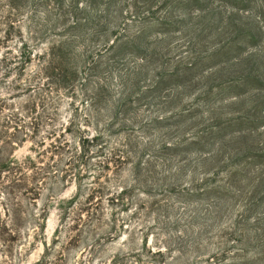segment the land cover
<instances>
[{
	"label": "rangeland",
	"instance_id": "rangeland-1",
	"mask_svg": "<svg viewBox=\"0 0 264 264\" xmlns=\"http://www.w3.org/2000/svg\"><path fill=\"white\" fill-rule=\"evenodd\" d=\"M169 1L168 7L158 5L160 9L139 10L141 19L123 27L126 31L119 35L125 40L145 32L147 40L144 49L159 47L167 52L169 59L176 62L171 66H178L174 71H181L180 78L181 75L185 77L183 81L162 87L147 102L141 103L139 111L137 109L133 115L154 121L186 111L183 117L186 121L184 127L172 120L167 123L164 120L160 126L152 122L150 137L146 135L141 139L139 135L142 134L137 132L135 141L145 143V139L149 138L148 143L152 140L153 147L159 149L162 145L191 139L195 133L214 125L217 120L250 116V120L259 126L253 129L251 137L239 136L238 141L234 140V148L239 152L238 157L246 151L259 158L254 163L240 161L234 166L241 174L239 180L244 181L241 186H236L235 191L240 194H236L230 205L222 207L206 197L186 199L178 194L168 196L164 192L167 184L162 169L158 168L150 172L148 183L142 184L147 187L144 190L146 195L134 193L131 200L127 198V203L132 206L126 210L109 202L120 187L133 184V173L125 166L116 174H110L109 183H105V179L97 181L110 188L111 192L109 194L107 190L104 194H94L92 200V187H99L93 183L101 169V161L93 158L95 154L86 141L94 136L93 129L98 122L102 128L115 114L124 120L125 116L116 111L114 105L125 91L123 83H129L127 93L133 90L136 82L143 90L154 81H159L156 76L158 64L151 62L149 55L146 57L131 47L100 54L106 32L109 35L113 28L107 31L105 19L97 16L93 8L92 11L89 9V0H0V41L8 39L6 46H1L0 50V97H15L16 108L30 118L26 131L23 130L29 135V138L25 136L27 143L16 147L13 155L21 162L32 157L45 177L37 202V211L45 218L44 230L38 234L30 232L29 236L14 243L12 253L7 254L9 258H0V264L3 261L7 264H108L114 255L123 250V244L126 246L136 239L139 244L142 239H148L149 247L153 248L159 241L162 243L160 247L186 254H175L171 264H211L212 261L214 264H225V261L227 264H264V197L260 198L264 194V0H246V8L242 5L233 8L228 0H201L200 6L192 3L193 8L180 5L187 0ZM135 11L125 9L118 21L112 20L113 24L119 23L122 28V22L131 19ZM164 23L167 27L158 28ZM196 28L205 29L206 35L202 39L195 35ZM249 33L258 37L256 46L247 37ZM238 37L246 38L241 42L244 58L227 51L230 42ZM220 50L227 51L231 61L216 62L218 70L214 72H218L212 77L206 76L208 64L201 68L205 78L195 74L190 80L183 74V68L189 63H196V59L209 62L208 58L218 55ZM22 53L27 55L24 58L27 60L28 54H32V62L26 65L23 73L14 72L18 64L10 66L8 62L1 63L6 55L18 60ZM42 55L43 61L40 60ZM92 57L101 61V69L96 74L88 70ZM141 59L146 62L142 63ZM46 61L53 62V65L43 71L44 79L37 75ZM54 69L56 73L66 69H73V73L77 70L78 80H73V88L66 91L58 86L52 87L53 90L46 93L50 96L53 92L56 105H47L48 109L44 110L38 103L36 113L32 114L29 107L32 108L35 99L30 100L32 90L25 85L32 82L35 88L36 85L47 84L46 77L51 76ZM92 75L98 76L102 80L100 83L110 88L107 101L94 107L91 99L99 79ZM250 75L253 76L251 79L256 78L262 84L250 83L249 91L239 89L244 94L232 100L236 101L235 104L224 101L225 98L223 101L213 98V103H210L202 97L204 91L216 85L243 86L247 82L245 77ZM45 89L50 88L45 86ZM218 91L215 88L213 94ZM67 128L72 130V134H65V139L71 142L70 148L62 142L63 148L58 155L52 154L50 145L56 138L59 139L53 138L52 134L59 135ZM9 131L10 134L16 133L15 129ZM113 133L114 141L121 142L123 135L119 126L114 128ZM215 149L211 147L208 151ZM201 152L197 148L194 152L186 151L181 159L191 158L194 167L198 158L209 156L208 152ZM220 166L217 167L224 170ZM191 167L187 168L188 173L192 172ZM196 168H201L199 178L202 182L201 174L207 173L205 171L209 168L205 165ZM1 203L0 195V212ZM89 203L93 206L89 207ZM96 205L98 208H94ZM89 208L97 209L98 225L107 223L117 227L114 232L110 230L109 235L113 238L107 240L106 245L101 243L100 233L88 228V214L82 211H89ZM100 213L104 215V222ZM120 236H124L121 241L118 240ZM20 253L24 256L23 262L20 261Z\"/></svg>",
	"mask_w": 264,
	"mask_h": 264
},
{
	"label": "trees",
	"instance_id": "trees-1",
	"mask_svg": "<svg viewBox=\"0 0 264 264\" xmlns=\"http://www.w3.org/2000/svg\"><path fill=\"white\" fill-rule=\"evenodd\" d=\"M228 1L232 3L231 6L233 8H238L239 5H242V8H246L248 5L246 0ZM192 3L198 4L200 6L201 0H187L181 2L180 5L185 7L190 5L193 8L191 5ZM89 4V9L91 11L93 8L97 16L101 15L100 18L102 20L105 19L107 31L113 28L109 35L106 32L107 37L103 43V50H101L99 53L102 54L104 52L107 54L112 50H125L127 47L136 48L141 54L144 53V56L148 57L149 55V57H151V62L158 64L157 69H159V72L156 74V76L160 78H158L159 81H154L143 90L139 85V82H136L134 83L135 85H133V90L128 93L127 91L129 89V83H123L125 91L121 98H119L114 103V105L116 111L123 113L125 116L124 120L122 121L115 114V117L113 119L110 118V122H106L104 127L101 128L99 122L94 127V136L92 138L89 137L86 143L90 147L91 152H94L93 154H95L93 158L101 161V169L98 170L95 183H93L95 185H99V187L98 189H96L95 186L92 187L94 188V192L90 198L94 200V194H104L107 190V192L110 194L111 189H108L105 187V185L100 184L97 181L105 179V183H109L110 174L114 175L116 172H119L126 166L129 167L133 173V184L129 187H120L117 194L113 195L112 198L109 199V202H111L113 205L118 207L122 206L123 209L129 210V207L132 206L131 204L127 203V198L131 200V197L134 193L139 194V196H141V194L146 195L147 192L144 190H147V187L146 185L142 184L144 182L147 184L148 175L150 172L152 170L154 172L158 168L162 169V174L167 184V189L164 190V192L168 196H174L178 194L186 199H201L206 197L213 200L216 205H221V207L222 205H230L236 194H240L236 193V186H241L243 184L242 182H244L243 180H239V176L241 174L238 170L234 169V166L240 161H249L250 163H254L259 158L251 156V154L246 151L243 155L238 157L239 152H237L234 148L235 143H233V141H238L239 136L251 137L252 132H254L253 129H256L257 126H259L257 125V122H253V120L251 121L250 116L248 115L247 118L249 119L232 118L226 119L225 121L220 119L217 120L214 125L205 127L204 129L195 133L191 139H185V141L180 140L176 143L162 145L159 149L153 147L152 140L148 143L147 139L149 138L145 139V143L141 141L138 143L139 141H135L137 138L135 137L137 132L142 134L139 135L141 139H143L146 135L150 137L149 134L151 130L149 129L152 122L160 126L163 124L164 120H166V123L172 120L177 121L179 126L184 127V123L186 121V117L183 118L186 114V111H181L176 115L175 113H172L170 116L165 118L159 117L158 119H154V121H146L147 119L145 118L139 117L138 115H133L134 111L137 109L139 111V106L141 103L147 102V100L152 98L151 96L158 92V90H161L162 87L171 82L178 83L180 80L183 81L185 77L181 75L180 78L179 73L181 71H174V68L178 69V66H171L172 63L176 64V62L175 59H169V54L167 52L162 51L159 47L149 50L144 49L143 46L146 44L147 40L145 32L136 33L125 40L124 37L122 38L121 35H119V33L121 34V32L126 31L123 27H127L129 24H133L134 21L137 22L141 19V13L139 10L145 9L150 11L152 8L157 7L158 5L168 7L170 1L89 0ZM161 6L157 8L160 9ZM125 9H135L136 11L135 14L131 15V19H126L125 22H122V29L119 23H115V25L113 24L112 20L118 21L122 17V13ZM114 25L116 27H114ZM162 27H167V24H161L158 28ZM198 30L200 29H195V35L202 39L206 35V31L205 29L202 31ZM159 32H155V34H161ZM247 37L249 38L250 42L255 44V46L259 43L256 34L254 36L249 33ZM7 40L8 39L0 41V50H2L1 46H6L5 41ZM245 40L246 38L238 37L234 41L230 42V48L227 51H233L237 56H241L240 58H244L241 55V42ZM227 51L225 52L220 50L218 55L208 58L209 62L205 59H196V63H189L186 68H183V74L186 75V78L190 80H193L191 76L195 74L205 78V73L202 72L201 74V68L205 64H208L206 67H209V71L206 76L207 78L212 77L218 72H214L216 69L218 70V65H215L216 62L220 64L224 60L228 63L231 61L228 58L229 53ZM28 55L29 60H27V58L24 59L27 55H24L23 53L22 56L18 58V60L16 57L11 58L7 57L6 55L3 57L1 63L5 64L8 62L10 66L12 64H18V68L14 69V72L23 73L27 68L26 65L32 62V54L29 53ZM43 59L44 55L40 57V60L43 61ZM16 61H19V63ZM141 62L144 63L146 61L142 60ZM44 64H46L45 67L39 70L37 76H42L45 79V76H43V71H46L50 66L52 67L53 62L50 63L49 61H46ZM100 66V58L92 57V61L88 64V70L90 72L93 71V73L96 74L98 69H101ZM55 71L56 70L54 69L51 76L47 75V84H39L36 85L35 88H33L32 82H29L27 85H25V87H30L32 90L33 96L30 100L35 99L32 108L29 107L30 111H32V114L36 113L38 103H41L44 110L48 109L46 107L47 105L48 107L54 106L53 104H55V102L52 98L53 92L50 93V96L46 93H49L52 87L58 86L61 90L66 91L73 88V80L74 82L78 80L77 70H75L74 73L73 69L62 70L61 73H56ZM10 72H12V69ZM138 75L140 74H135V76ZM251 77L253 76L250 75V77H245L247 82L243 86H229L228 84H226L224 87H222L223 85L213 86L210 90L204 91L202 97L205 101L210 103H213V98L216 100H222L225 98L224 101H231L230 104H235L236 101L232 100L237 99L244 94L238 91L239 89L243 88L244 91H249L250 83L256 82L258 84H262L260 80H257L256 78L251 79ZM93 78H98V76L95 75ZM100 81L102 80L99 79L96 83L97 89L95 91L94 98L91 99L93 107L100 104V102L107 101V98L110 95L108 91L110 88H107V84L104 85V83H100ZM184 84L185 83L183 82V85ZM45 86L50 89H45ZM215 88H218L219 91L214 95L213 91ZM15 103V97H0V195L2 199V212H0V252L3 253V256L0 257L1 259L9 258L7 254L12 253L14 243H17L18 241L20 242V240L22 238L24 239L25 236H29L30 232L38 234L39 231H43V223L45 222L44 216L40 215V213L37 211V202L41 196L42 186L44 185L43 182L45 179L43 171L32 157H27L21 162L18 159H15L13 155L16 147H23L27 143L25 136L29 138V135H27L25 131L27 129V120L30 119L29 117H26L20 113V110L16 108L17 105H15ZM44 114L45 111H43L42 115ZM72 126L73 125L71 124L70 127ZM116 126L120 127L123 135L121 142H116L113 138V132ZM11 129H15L16 133L10 134L9 130ZM65 134H72L71 128H67L65 132H61L59 135L52 134L53 138L59 137V139L56 138L55 142L50 145L51 150H53L52 154L58 155V151L63 148V144L64 146L70 148L69 145L71 142L65 139ZM61 139H64V141H60ZM211 147L216 149L214 151H208ZM195 148L201 150V154L208 152L209 156H206L203 159L198 158V162L196 163L197 165L193 167V160H191V158L185 157L182 160L181 156H184L186 151L194 152ZM70 159L72 161L73 156H71ZM221 164L225 167L222 168L220 166ZM200 165H205V167L209 168L205 171L207 173L201 174L203 178L202 182L199 178V172L201 171V168H196ZM218 165L224 170H220L217 167ZM173 167H175V170L170 171ZM190 167L193 168V170L191 173H188L187 168ZM263 197L264 194L261 195L260 198ZM89 205V207L93 206L92 203H89ZM94 208H98V205H96ZM94 208H89V211H85L84 209L82 213L88 214L86 215L87 221L89 223V230L100 233L101 243L104 242L103 244L106 245L105 242L113 238V235H109L110 230L114 232L116 231L117 227H115V224L112 226L107 223H101L98 225L99 222L95 213V211L97 212V209L94 211ZM100 216L103 217L104 215H101L100 213ZM195 219L197 220L198 217H195ZM76 227L77 226L74 228ZM123 238L124 236H120L118 240L121 241ZM158 243V245H156L157 247L153 248L149 247L148 239H142L140 244L137 243V239L135 241L132 240V242L127 244L129 245V248H126L127 245L124 246L125 244H123V250H121L120 253L114 255V258L108 262V264H171L170 262L174 261L175 259V254L186 255L180 251L179 253H175L167 247H160L162 243L159 241ZM19 256L21 258L20 261L23 262L24 256L21 255V253ZM94 256L96 255L94 254ZM210 263L214 264V261ZM3 264H7V262L3 261ZM225 264H227L226 261Z\"/></svg>",
	"mask_w": 264,
	"mask_h": 264
}]
</instances>
